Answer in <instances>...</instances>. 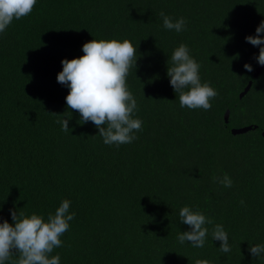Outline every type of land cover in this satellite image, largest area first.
<instances>
[{"label": "trees", "instance_id": "16d2710c", "mask_svg": "<svg viewBox=\"0 0 264 264\" xmlns=\"http://www.w3.org/2000/svg\"><path fill=\"white\" fill-rule=\"evenodd\" d=\"M161 11L184 17L186 30L164 29ZM262 20L264 0H37L0 34V222L12 223L10 210L47 218L68 199L76 215L52 253L60 264H264L249 252L264 244V66L255 75L259 47L245 40ZM94 38L137 49L127 85L143 126L119 148L80 124L56 79ZM181 43L219 93L211 110L181 108L170 85L167 61ZM50 113L70 119L68 133ZM223 173L231 188L214 182ZM185 205L223 225L229 253L212 225L204 247L178 243Z\"/></svg>", "mask_w": 264, "mask_h": 264}, {"label": "clouds", "instance_id": "9594fccd", "mask_svg": "<svg viewBox=\"0 0 264 264\" xmlns=\"http://www.w3.org/2000/svg\"><path fill=\"white\" fill-rule=\"evenodd\" d=\"M36 3L37 0H0V34L6 32L14 20L29 16ZM159 16L164 29L178 33L186 30L184 17L174 19L164 11ZM262 33L264 20L256 28V34L246 36L245 40L259 47V55L254 59L264 66ZM82 51L83 56L63 59L62 71L56 77L57 82L69 90L65 97L68 109L79 113L80 124L92 122L104 144L119 148L122 144L132 143L138 138L135 133L142 131L143 126V121L136 116L139 111L137 101L127 85L130 70L137 65L136 47L129 39L94 38L83 44ZM200 67L184 43L174 48L167 61V76L181 108L211 110V101L219 95L210 82L201 81ZM244 68L248 72L253 71L248 63L244 64ZM50 114L57 116L55 122L68 133L70 119L60 118L61 114ZM213 179L225 188L233 185L227 173ZM70 205V200L63 199L54 213H48L47 218L35 212L27 214L10 210L12 223L7 220L0 222V264H60V255L52 253L63 246L61 237L69 230V222L75 218V212H70ZM179 217L181 223L189 228L178 233L179 244L188 242L195 248L204 247L209 232L206 225H212V239L220 241L219 251H231L228 234L222 224L215 223L203 212L187 205L179 210ZM249 252L254 257L264 256V244L249 246ZM194 264L211 262L195 259Z\"/></svg>", "mask_w": 264, "mask_h": 264}, {"label": "water", "instance_id": "95a60500", "mask_svg": "<svg viewBox=\"0 0 264 264\" xmlns=\"http://www.w3.org/2000/svg\"><path fill=\"white\" fill-rule=\"evenodd\" d=\"M262 68H263V66L258 65L257 68L255 69V75H257ZM251 86H252V81H249V83L245 86L243 91H241L240 95L241 96L245 95L250 90ZM229 112H230L229 110H227L225 112V120L227 122L229 121ZM255 127L256 126H254V128ZM252 128H253V125H246V126H243V127H233L231 129V131H232L233 134H241V133L247 132L248 130H250Z\"/></svg>", "mask_w": 264, "mask_h": 264}]
</instances>
